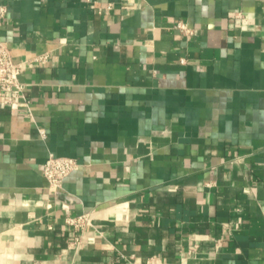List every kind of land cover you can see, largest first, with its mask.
<instances>
[{"label": "crops", "instance_id": "1", "mask_svg": "<svg viewBox=\"0 0 264 264\" xmlns=\"http://www.w3.org/2000/svg\"><path fill=\"white\" fill-rule=\"evenodd\" d=\"M0 35V264H264V0H0Z\"/></svg>", "mask_w": 264, "mask_h": 264}, {"label": "built area", "instance_id": "2", "mask_svg": "<svg viewBox=\"0 0 264 264\" xmlns=\"http://www.w3.org/2000/svg\"><path fill=\"white\" fill-rule=\"evenodd\" d=\"M111 8L112 4L109 3L108 6L105 7V12H108ZM4 11L5 7H2L1 12ZM176 27L186 32L189 31L188 25L182 20L176 22ZM21 70L22 65L14 61L11 49L5 44L0 35V92L6 102L13 101L17 98H23V102L27 103L24 96L25 84L20 79ZM79 167L80 163L74 157L58 156L54 153H50L43 170L49 188L53 191H57L62 187L65 178ZM90 221L91 216L89 213L67 218V222L71 224L77 232L75 242L80 241L81 234L85 227L90 224Z\"/></svg>", "mask_w": 264, "mask_h": 264}]
</instances>
